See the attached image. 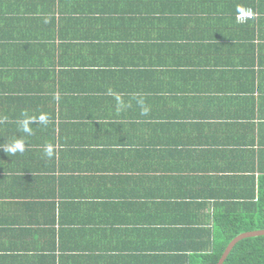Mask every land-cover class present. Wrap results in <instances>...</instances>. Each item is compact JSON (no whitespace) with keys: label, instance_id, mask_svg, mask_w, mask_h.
I'll return each mask as SVG.
<instances>
[{"label":"crops","instance_id":"obj_1","mask_svg":"<svg viewBox=\"0 0 264 264\" xmlns=\"http://www.w3.org/2000/svg\"><path fill=\"white\" fill-rule=\"evenodd\" d=\"M263 197L264 0H0V264H192Z\"/></svg>","mask_w":264,"mask_h":264},{"label":"trees","instance_id":"obj_2","mask_svg":"<svg viewBox=\"0 0 264 264\" xmlns=\"http://www.w3.org/2000/svg\"><path fill=\"white\" fill-rule=\"evenodd\" d=\"M260 213L249 212L244 217V225L237 227L241 221L224 226L218 231L212 253L204 255L192 264H217L228 243L242 232L264 228V197L260 199ZM231 221H236L233 217ZM239 226V225H238ZM224 264H264V235L242 239L232 249Z\"/></svg>","mask_w":264,"mask_h":264},{"label":"clouds","instance_id":"obj_3","mask_svg":"<svg viewBox=\"0 0 264 264\" xmlns=\"http://www.w3.org/2000/svg\"><path fill=\"white\" fill-rule=\"evenodd\" d=\"M253 15H254V13H253ZM242 22H244V21H242ZM38 120L40 123H47V119L44 115H41L38 118ZM33 122H35V121H31L29 119H24V120L20 121V127H21L22 131L24 133L31 134V128L29 127V125H30V123H33ZM2 150L5 153H11V154H15L17 152H23L25 150V144H24L23 139H16V140H13L11 143L6 144ZM48 154L51 155L50 152Z\"/></svg>","mask_w":264,"mask_h":264},{"label":"water","instance_id":"obj_4","mask_svg":"<svg viewBox=\"0 0 264 264\" xmlns=\"http://www.w3.org/2000/svg\"><path fill=\"white\" fill-rule=\"evenodd\" d=\"M264 235V228L263 229H257L252 231H246L242 232L236 237H234L227 245L224 253L222 254L221 258L219 259L217 264H224L225 260L228 258L229 254L231 253L232 249L235 247V245L241 241L242 239L254 237V236H262Z\"/></svg>","mask_w":264,"mask_h":264},{"label":"built area","instance_id":"obj_5","mask_svg":"<svg viewBox=\"0 0 264 264\" xmlns=\"http://www.w3.org/2000/svg\"><path fill=\"white\" fill-rule=\"evenodd\" d=\"M252 16H253V11L251 8H244L237 14V18L240 22L246 21L249 17Z\"/></svg>","mask_w":264,"mask_h":264}]
</instances>
